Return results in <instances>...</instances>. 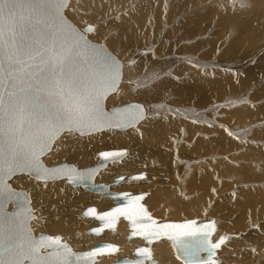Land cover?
<instances>
[{
	"label": "bare ground",
	"instance_id": "6f19581e",
	"mask_svg": "<svg viewBox=\"0 0 264 264\" xmlns=\"http://www.w3.org/2000/svg\"><path fill=\"white\" fill-rule=\"evenodd\" d=\"M74 1H77V2H74ZM147 1H148V8L142 6L138 14L142 12L143 20H140V19L139 20L142 21L141 23L142 25L147 24V28H149L151 24H153L155 27L156 25H158L156 28L152 26L154 29V32L152 33V36L154 37L152 38L155 39L156 34L158 32V28L161 27V25L164 23L163 17H165L166 15L168 16V18L170 17L169 18L170 21H173V17L175 19V18H178V17L180 18L181 16H183V18L176 25H174L171 29L169 28L170 30L167 31L168 35L170 36L168 40H170L172 37L175 38L176 36H178V30L180 29V27L184 26L189 21L190 12L188 11H190L192 8L190 6L182 7V4L187 5L190 3V1L188 0L187 1L182 0L183 2H175L174 0L172 1L156 0L152 2L150 0H147ZM116 4L118 3H116V1L114 0L110 2H107L106 0H69V7L67 8V10L65 9V14L74 24L79 25V27H84V25L90 22H85L83 25L80 26L79 20L82 18L84 14L88 13L89 11L93 12L95 16L89 20L94 21V23L91 22V24H93L92 26H93L94 32L92 34H89L88 38L89 39L98 38L99 40L102 39L104 42V45L109 50L112 51L114 50L115 47H117L120 44L118 40L116 39V36H112L109 34V25L107 21L104 22V16L109 11L106 5H116ZM165 4H168V5L170 4L168 12L164 10ZM221 4L222 3H220V1L218 0L216 4V10H215L217 14H220L221 12L220 6L224 5V4L222 5ZM226 4L229 6V10H232V12L235 15L234 17L228 18L227 20L228 23L232 24L231 26H228L226 23L227 25L226 29L221 28L219 32H216L214 31L213 28L216 25H218V23H216L217 21L216 18L214 19L213 17L206 26L198 29L197 34L191 37H182L181 36L182 34H180L178 38L175 39V41L177 40V43H179V41L181 42L180 43L181 45L180 44L179 46L176 45L178 46L177 48L178 51H176L175 53H179V55L177 54V56L179 57L180 54L183 55L184 53H187V54H184L183 57H186L187 59L192 60L191 62H194V63H190V62L185 63L186 62L185 61L184 64H182V62H179L180 59H178L177 57L174 58L175 60L178 59L176 61L174 59L172 60L171 58L167 62H164L161 60H155L158 66L157 70L152 69L155 66L154 63H148L146 70L143 71V68L145 67L147 61L149 60L148 58H146L145 55L144 56L135 55V53L133 52L134 49H130V54L127 57L121 58L120 56L122 55L119 56V54H117V57L122 61V64H123V67H122V79L123 80L121 79V82L118 85V92L109 94L107 98L105 99V108L108 109L111 106L119 105L124 100L128 102L129 98H134L136 96L140 97L139 99L144 100V101L140 100L138 102L142 103L145 106L146 114L144 118L140 122H138L139 124H137L136 126L139 125L137 129L141 128L139 129L141 131L144 125H150L149 131L145 132L142 136L139 135L138 138L122 136V135H125V133L130 132L129 128H128L129 132L119 133L116 131H124V130L105 129L107 131L82 135L85 137H80L81 135L77 133L76 134L78 136L77 135L75 136L74 133L61 134L60 138H57L54 141V143H56L55 149L54 150L50 149L51 151L49 150L50 152L46 153L42 157L43 162L48 166L61 163V162H67V163H74L78 167H85L84 165H86L85 162L87 160H84V159L91 157V154L93 153L92 157L89 159L90 163L91 162L92 163L89 165L96 163L98 161L97 152L101 150L103 146L118 147L121 145V146H125L124 148L126 149L127 148L130 149V146H133V147H139L140 150L142 151H149L150 154L146 156L143 154L137 153L136 156H133V159H130L132 155V149H130L131 153H129L130 151L127 149L126 155L123 156L121 159L108 162L106 166L103 169H101L99 173L95 176L94 181L109 184V188L114 191L126 190V191H130L131 193L146 192V196L144 197L143 202L146 204V206H148L147 208L150 211L151 215L160 219L161 217L157 214L158 212L157 211L153 212L152 207L148 204L151 203L152 206L155 208L165 207L164 204L161 203L162 198H158V194L160 193V191H164L165 188L170 187V185H166L169 183V179H170L169 175L171 172V165L169 163L170 161H168V157L170 155L168 151V145H169V148L173 145L179 147L173 153V159L175 160V163L173 164V168H174L173 171L175 172V181H177V186H179L180 188H182V183L185 182V178L188 179L190 176H193L194 172L198 168L204 165L218 164V162L215 163V161L211 159L206 160V161H200V162L195 161L193 163V157H194L193 155L205 153L203 152L204 151L203 146L196 145L194 149L189 150V151H194V152L199 151V152L193 153L191 157L190 153H186L188 151H184L185 150L184 142H186V140L183 141L182 143H179V138L175 136H174V140H170V136L174 133H177V132L179 133L180 128L182 129L184 127L185 128L187 127L188 131H193L196 128H198V130L199 129H203V130L211 129L207 124H200L198 122V119L205 118V116L198 113V111L197 113L190 112L191 108L187 107L186 104H191L197 108H202L203 106L209 104L211 102V99L217 102L218 97L216 96L221 95V98L219 99L224 98L223 102H221L223 104L221 103L219 104V106L223 105V107L225 108V109L223 108L224 110L222 109L221 111V113H223L225 116L221 118L223 121V125L221 127L213 126L214 130H217V132L219 133V137H220L218 144H217V149H214L216 151L221 152L222 143H223L222 145H224L225 147L230 146V147H233L234 149L240 146L241 142L248 145L251 143V141H248V140H252V139L257 140V141L264 140L263 138L257 137L258 132L260 131L259 128L261 127L260 124H264V114L262 113L263 116L260 115L259 117L256 115L251 117V111H250L251 107H249V104H248L250 103V99H251L249 97V95L251 94L249 93L251 91V88L249 91L248 89L244 90L245 88L244 89L237 88L238 84L240 83L239 81H241L243 78L244 79L241 82H243L244 86L250 80V85L252 84L251 85L252 88L255 87L253 86V84L255 83H252L251 80L254 82L255 80L253 79H258V78L261 79L262 77V76L259 77V74L264 71V65L262 64L264 63V53L259 56V60L260 59L263 60V62L261 63L262 65L259 64V66L256 65L254 67L252 66V67L247 68V71H245L247 75H243V78L241 77L242 75L239 73L238 75L240 76V78H242L241 80L238 78L239 76L236 74V71L238 70L237 66L239 67V65L248 64V62H246L248 60H245V62L242 60L241 63H236L238 61V57H240V60H241L242 59L241 56H243L245 52L247 54L253 52L252 49L254 48L253 44L255 42V38L251 36V31L254 29V26L256 27V25L254 24L255 23L254 19L257 16L262 14L261 17L264 20V6L261 5L260 8L253 9L252 12L250 13V12H247L246 9L244 8L241 9L236 4L235 0L227 1ZM232 4H234L235 6ZM186 11L188 12V14L184 15ZM186 18H187V21H185ZM156 20H158L159 22H157ZM259 23L261 24V22ZM164 26H165V23H164ZM130 28H132L134 31V27H130ZM228 28H231V32L236 31L237 36H235V38L231 40L228 46L226 45L224 47L225 45L224 43L226 41L225 37L228 33ZM210 29H213V32L210 33L209 32ZM133 31L128 30L127 34L133 37L134 36ZM163 33L164 32H162V34ZM186 33L188 34V31H186ZM182 40L186 42H183ZM175 41H172V42H175ZM190 41H192V43ZM263 43H264V40L261 43V46L263 45ZM174 45L172 44L171 46H174ZM247 47L251 48L250 52L247 51L246 49ZM206 48L207 50L200 54V52ZM217 49L221 51L219 54L220 55L219 58L223 59V60L219 59L220 63H218L217 62L218 60L216 59L217 65L226 67V69H221L220 67L218 68L217 67H212V68L202 67L200 69L199 68L200 65L206 66V65H203L204 63H206V61L202 59H205L204 57L210 56L212 53H215ZM193 50L194 52H192ZM219 51L217 52L219 53ZM196 53L198 56L200 54V56H202L203 58H201V60H200V57H198L199 59L197 60L193 58L196 56L194 55ZM228 55H233V57H226ZM243 57L245 58V56ZM179 58H182V57H179ZM196 61L200 62L201 64L199 63L196 64ZM176 64L178 65L175 66ZM234 66L237 69V70L235 69L236 71H233L232 69H230L231 70L230 72L229 69H228L229 71L227 70L228 67H234ZM176 69L179 70L178 75H182V76L183 74H185V71L187 70L193 69L195 71L194 72L195 75L190 74L192 77L189 79L188 78L190 76L189 75L184 81L183 85L185 86L183 88V95H180L181 99L176 97L174 90H172L170 87H164L165 88L164 91L163 89L158 87L160 85L162 86L163 84H165V82L174 84L175 80L183 81L184 79L178 78L176 74L177 73ZM168 70H170L173 76H176L177 78L176 77L174 78L168 75L165 76L166 75L165 72ZM213 70L215 71L214 75H212ZM160 75L161 76L163 75V77L160 79H157ZM156 79L158 80V82L154 81ZM261 80L264 81V76L262 77ZM263 85H264V82H263ZM262 92H264V90ZM167 93H172L173 96L175 97V101H177L182 106L172 107V106L167 105V103H165L164 105L162 103V106H160V103H157V102L161 101L165 95H168ZM194 97H197L196 101L193 99ZM156 99H158V101H154ZM129 101H136V100H129ZM153 102H156V104H151ZM147 104H149L151 107H149ZM214 106H213V109H215ZM162 107H164V109H175L178 112H176L177 114L174 113L171 115L168 113L167 110H162V111L160 110L159 112H157ZM257 107H253V109L254 108L257 109ZM150 108H152L153 112L151 111L152 113L148 117H146L148 113L150 112L149 111ZM256 109L252 111L261 110V108L258 110ZM203 111L207 112L208 110L207 111L203 110ZM210 114L212 115V112H210ZM134 127H130V128H134ZM113 130H116V131H113ZM180 131H183L184 133V129ZM248 132H251L250 136L248 135ZM105 133H113L115 135H119V134L120 135L111 137ZM244 133L247 134L248 137H245L247 138L245 140H241L242 138L240 139V137H242ZM66 136L69 137L68 138L69 141L62 145L61 143L64 141L63 139ZM230 138H232L233 140ZM86 139H90V140L84 144L83 141H85ZM121 146L119 148H122ZM257 149L262 150L261 142H259V144L257 145ZM243 151H240V155L242 156L237 154L238 151L234 152L231 155L233 157V161L227 162V163H229L232 166V168L234 167L241 168L242 166L246 165L245 166L246 169L242 173L240 172L236 173L240 175V177L237 178L238 181L242 180L241 182H244L246 181L244 179H247V180L249 179V181H251L250 180L251 178L258 179V176H259L258 174L261 171V169L264 167V163L262 162L264 161V157L263 158L261 157L256 160H253V158L247 159L248 155L247 153H245L247 155L246 156L247 158L243 156L244 154L242 153ZM154 154H160L162 156L159 161L160 165H158V161L154 159L155 157ZM71 156H77L79 160L75 159L74 161H72V159L69 158ZM238 156H240V158L245 157L246 159L243 158L244 159L243 160L241 158L243 160L241 161L237 158ZM236 158L239 161H236ZM117 161L122 162L120 166H114L118 163ZM220 161L222 162L223 159ZM238 162L240 163L238 164ZM150 164L151 166L158 165V167H150L149 166ZM110 166H112V168H110V172L106 173L105 170L108 169V167ZM223 167L225 168L224 164H223ZM258 168H260V170ZM140 172L144 173V176L142 177L143 179L130 177L131 175L135 173H140ZM215 173L216 171L214 172V174ZM218 173L220 176L218 175L216 177H218L219 179L214 177V174L210 176L206 174L200 175L202 183H204L205 181L209 183L213 182L216 186H219L218 189H214L211 191L210 197L208 198V200L212 198V201L207 202L208 206L200 204V200H197L198 198H194L191 202H188L186 204H180L179 202L181 201V199L178 198L173 192L174 194L171 193L168 195L170 196L171 202L173 203L172 209L174 213L177 216H181V215H187V216L181 219H167V218H164V219L165 220H183V219H189V218H197L200 221L214 219L215 224H216V230L214 231L212 235V239L215 240L220 235H225L226 237L221 248L216 251V255H215L216 263L215 264H237L233 261L234 259L229 258V256L232 253L234 254L238 253L237 255L239 256L243 255V259L241 260V262L246 261L248 262V264L249 263L262 264V262H260V258L258 254L264 251V239L262 241L260 238L257 237V235H260L261 233H263V231L261 232L252 231L249 233V237L252 239L255 249L244 251V249H242V245H239V247L233 246L236 240H235L234 235H232V233H236V231L233 229H232L233 232H229L230 229L227 231L226 225L223 223L222 216L219 215L218 217L217 215H214L216 213V205L222 204L225 201L226 197L228 196L230 197L231 195H233L235 198L238 197L237 195H239V192L243 193L245 190L250 189V184L249 186H246V185L241 186L240 184L230 186V184L227 181L222 179V176H224V173H220V172ZM118 175H124V178L121 181L114 183L113 179L114 177ZM27 177H29L30 179ZM63 179L64 178L52 179L48 181H41V180H36L27 174H17L10 179V183L15 188H21V189L26 190L28 194L30 192L32 197H34V194L37 195L38 203H39V200L49 197L48 195H45V193L50 194L52 191L53 195L55 196L59 195L60 192L63 191L66 187V185L63 184V182L65 184H68L66 180L64 179L65 180L64 181ZM156 179H158L161 184L155 183L153 181ZM33 180L36 182H40V183L48 182V184H42V185H47V187H50V188L36 189V185L33 183L34 182ZM259 180L261 181V183H259L260 182ZM259 180H258L259 182L257 181L259 184L264 183L263 180L261 179ZM51 182H58V183H51ZM68 187L75 188V189H72L73 191H71L68 194L67 203L69 205L85 202L87 204L89 203V205L87 206H90V205L94 206L97 209V211H104L112 207L115 204L112 196H104L100 192L96 193V192L90 191L81 186L69 185ZM84 189L88 190V192L94 193V195L88 194V192L85 191ZM223 189H227V193H222ZM131 190H134V191H131ZM191 190L193 189H187V192H191ZM219 191H221L222 193L221 195H225V196H223V198H220V199L218 198L216 200V196L217 197L218 195L220 196V194H218ZM98 194H101L102 196L99 195L100 197H98ZM214 197H215V201L213 200ZM238 198L241 199V203L243 204L244 200L241 198V196H239ZM33 199L31 198L30 200H33ZM250 199H247L245 203H249ZM253 200H257V199H253ZM211 204H214V205H211ZM87 206L80 208L76 213H72L71 216L77 218L78 215H80L81 217L90 218L91 219L90 221H88L89 219L85 221H88L90 223L91 225L90 227L96 226L98 224V221L96 219L92 217H87L82 214V211ZM258 206L259 205H257V207ZM259 207L260 208H254V210H252L251 220H255V224H258V226H263L261 223H259L260 220L261 222L264 220L263 207L262 206H259ZM11 208H12V205L10 203L9 209ZM255 209H257V211H255ZM36 215H37V219L31 221V228L35 235L41 232L48 233L42 229H46L50 227L52 228L56 226L58 219L65 218L68 214H65V213L56 214L52 212L50 214L49 213L45 214V217H44L42 214H40L39 211H36ZM122 219H123L122 217L119 218L115 229L113 230L105 229L99 235H94V234L89 233L88 229L90 227L83 228V226L72 224L70 225L68 229L70 239L64 234L63 240H65L66 242L69 241L70 242V243L68 242L69 245L72 247V249L76 251H82V250H77V249L79 247H84L86 245L84 241L85 238L90 239L91 246H93L95 243L103 242V241H107V242L118 245V251L116 253H113L115 255L105 254V255L99 256L97 258V263L99 261L98 264H112L114 261H116L117 259L121 257L134 258L135 257L134 249L138 247L139 245L145 244V241L140 237L128 238L127 235L130 229L128 227L127 221L124 219L122 220ZM164 219H160V220H164ZM85 224H88V223L85 222ZM243 226L244 224H241L239 227H243ZM55 234H51V235H55ZM85 234L90 235V236H87ZM88 248L86 247L83 250H86ZM151 250H152V257L156 261L154 264H185L181 259H179L176 256L174 246L172 242L167 238H161L153 242L151 244ZM144 264H149V263L146 261Z\"/></svg>",
	"mask_w": 264,
	"mask_h": 264
},
{
	"label": "snow or ice",
	"instance_id": "6c2138e0",
	"mask_svg": "<svg viewBox=\"0 0 264 264\" xmlns=\"http://www.w3.org/2000/svg\"><path fill=\"white\" fill-rule=\"evenodd\" d=\"M68 7L69 0H0V264H77L85 259L95 264L94 258L103 254L102 249L73 253L59 236L33 238L28 226L30 210L27 216L6 215L5 201L20 195L8 179L18 172L33 171L41 181L67 178L70 183L89 182L94 169L49 168L41 157L61 134L82 136L110 128L134 127L144 111L141 104L130 105L128 112L105 111L102 102L106 96L118 92L121 63L103 46L97 47L88 39L92 27L80 30L66 19ZM239 7H245L243 0ZM125 155V151L99 153L106 161ZM113 213L127 218L133 234L146 240L168 229L186 230L169 235L171 240L195 234L188 224L157 225L146 213L140 216L120 208ZM113 213L98 218L104 220ZM208 235L204 232L197 241L182 243L183 255L193 258L207 252L209 257L203 264H215L212 257L224 237L212 243ZM105 247L109 253L117 251L111 244ZM137 255L144 259L134 264L153 259L150 248L137 249ZM73 256L76 261L70 259Z\"/></svg>",
	"mask_w": 264,
	"mask_h": 264
},
{
	"label": "rangeland",
	"instance_id": "374dc122",
	"mask_svg": "<svg viewBox=\"0 0 264 264\" xmlns=\"http://www.w3.org/2000/svg\"><path fill=\"white\" fill-rule=\"evenodd\" d=\"M106 1L110 2V1H113V0H106ZM114 1H116V3H118V4H116V5H106L109 11L104 16V22L107 21V23L109 25V34L112 35V36H116V39L118 40V42L120 44L117 47H115L114 50H112V52L114 54H116V56H117V54H119V56L122 55V56H120L121 58L127 57L130 54V49H134L133 52L137 56H144L145 55L146 58H148L149 60L147 61L145 67L143 68V71L146 70L148 63H154L155 66L152 69L157 70L158 66H157V62H155V60H161V61L167 62L170 58L173 60L174 58L177 57L178 59L181 60V61L179 60V62H182V64H184L185 61H186L185 63L191 62L192 60L187 59L186 57H183L184 54H187V53H184L183 55L180 54L179 57H182V58H179L177 56V54L179 55V53H175V52L178 51L177 48H178V46H179V44L181 42L179 41V43H177V40L175 41V39H177L180 34H182L181 35L182 37H191V36L197 34L198 33V29L201 28V27L206 26L211 21V19L213 17H214V19L216 18V20H217L216 23H218V25H216L214 28L213 27L212 28L214 29V31L219 32L221 28L222 29L223 28L226 29L227 25L231 26L232 24L228 23L227 20H228V18H232V17L235 16L234 13L232 12V10H229V6L226 4L227 1H233V0H219L220 3L224 4L223 6H220V9H221L220 14H217L215 12L216 4H217L218 0H188V1H190V3L187 4V5L182 4V7H185V6L192 7L191 10L188 11V12H190V19L184 26L180 27V29L178 30V36H176L175 38L172 37L170 40H168V38H170V36L168 35L167 31H169L174 25H176L183 18V16H181L180 18L179 17L175 18V19L173 17V21H170V19H169L170 17L168 18V16L166 15L167 16V17L165 16L166 18L163 17L165 26H164V23H163L161 25V27L158 28V32H157L156 37L154 39V38H152V37H154V36H152V33L154 32L153 27H155V26L153 24H151V26L149 28H147V24L142 25L141 24L142 21H140V20H143L142 12L140 14H138V12L142 8V6L148 8V1L147 0H114ZM150 1L152 2V1H156V0H150ZM168 1H172V0H168ZM174 1L175 2H183L182 0H174ZM74 2H77V1H74ZM235 2L239 6L241 0H235ZM243 2L245 4L244 9H246V11L250 12V13L252 12L253 9L260 8L261 5L264 6V0L263 1L262 0H243ZM232 5H234V4H232ZM164 6H165L164 10L168 12L170 4L169 5L165 4ZM188 12L186 11L184 13V15H187ZM94 16L95 15L91 11H89L86 14H84L82 16V18L79 20L80 21V26L83 25L85 22H90L88 24H91V22L94 23V21L89 20V19L93 18ZM261 16H262V14L257 16L254 19V22H255L254 24L256 25V27L254 26V29L252 31L250 30L251 31V36L255 38V42L253 44L254 48L252 47L253 48L252 49L253 52L252 53H248V54L245 52L243 56H245L246 59L243 56H241L242 59L240 60V57H238V61L236 62V63H241L242 60L244 62H245V60H248V61H246V62H248V64L247 65H239V67L237 66L238 70L236 69L235 66L227 68V70L228 69L229 70L232 69L233 71L237 70L236 74L238 75L240 73L242 75L241 76L242 78H243V75H247V73L245 72V71H247V68L252 67V66L254 67L256 65L259 66V64L260 65H262V64L264 65V63H262L263 60H261V59H260L261 61L259 60V56L264 53V43L261 46V43L264 40V20L262 19ZM66 17L68 18V16H66ZM156 21L159 22L158 20H156ZM185 21H187V18H186ZM259 22H261V24ZM226 23H227V25H226ZM91 25H93V24H91ZM76 26L78 28H82V27H79V25H76ZM157 26L158 25H156V27ZM130 27H134V31ZM213 29H210L209 32L210 33L213 32ZM128 30H131V31L134 32V36L133 37L131 35L127 34ZM186 31H188V34L186 33ZM93 32H94V30H93ZM162 32H164V33L162 34ZM165 33H167V34H165ZM165 36H167V37H165ZM235 36H237V32L236 31L231 32V28H228V33H227V35L225 37L226 41L224 43L225 44L224 47L226 45L228 46L229 43L231 42V40L235 38ZM90 40L97 41V42H102L104 44L102 39L99 40L98 38H95V39L93 38V39H90ZM164 41H166V42H164ZM172 41H175V42H172ZM183 42H186V41H183ZM190 42L192 43V41H190ZM172 44L173 45L175 44V45L171 46ZM176 45H178V46H176ZM246 49H247L248 52L251 51L250 47H247ZM206 50H207V48L203 49L200 52V54L202 52L206 51ZM146 51H148V52H146ZM217 51H219V50L217 49ZM192 52H194V50ZM216 52L212 53L210 56L204 57L205 59H202V60L206 61V63H204L203 65H206V66H201L200 65L199 68L201 69L202 67L203 68H210V67L211 68L212 67H217L218 68V67H220L221 69H226V67H222V66H218L217 65V62L220 63L219 59H222V58H219L220 57L219 54H220L221 51H219V53L218 52L216 53ZM190 54H192V53H190ZM200 54H199V56L197 55V53L194 54L196 56L193 57V58H195L197 60V59H199L198 57H200V60H201V58H203V57L200 56ZM226 57H233V55H228ZM138 58H140V57H138ZM178 59H176V60H178ZM216 59L218 60L217 62H216ZM212 62H214L215 64L212 63ZM198 63L201 64L200 62L196 61V64H198ZM177 65L178 64H176L175 66H177ZM239 68H240L241 71L239 70ZM168 71L165 72L166 75L165 74H163V75L172 76L174 78L176 77V76H173V74H172V72H170V70H168ZM124 72H125V70H124ZM194 72L195 71L193 69L192 70L190 69V70L185 71V74H183V76H182V75H178L179 74V70H177V73L176 72L175 73L177 74L179 79H184L183 81H176L175 80L174 84L165 82V84H163L162 86L160 85L158 87L163 89V91L165 90L164 87H170L172 90H174L176 97L181 99L180 95H183V88L185 86V85H183V83H184V81L186 80V78L190 74L191 75H195ZM230 72H231V70H230ZM214 74H215V71L213 70L212 71V75H214ZM163 75L162 76L160 75L157 79L162 78ZM191 75L188 77L189 79L192 77ZM261 76L262 77L264 76V71L259 74V77H261ZM262 77H261V79H262ZM238 78L240 80L242 79V78H240V76ZM157 79L154 80V81L158 82ZM243 79L241 81H243ZM258 79H253V80H255L254 82L251 80L252 83H255V84H253V86H255L253 88L251 86L252 84L250 85V80L248 81V83L245 84V86H244L243 82L239 81L240 83L239 82L238 83L240 85L238 84V87H237V88H242V89L245 88L244 90L248 89V91L251 88V91L249 92L251 94L250 95L248 94L249 97L252 99V100L250 99V103H248L249 107H251V110H250L251 111V117L254 116V115L259 117L260 115L263 116V114H264V92H262L264 90V85H263L264 81L261 80L260 78H258ZM237 81H238V79H237ZM257 82H258V84H257ZM241 84H243V85H241ZM167 94L168 95H165L164 98H162L161 101H158V99H156L154 101H158L157 103H160V106H162V103H163V105L165 103H167V105L172 106V107L182 106L177 101H175V97L173 96L172 93H167ZM216 97H218V99L216 98L217 102L215 100L211 99V102L209 104L203 106L202 108H197L194 105L186 104L187 107L191 108L190 112L197 113V111H198V113H200L203 116H205V118L198 119V122L200 124H207L211 129H204V130L203 129H199L198 130V128H196L195 129L196 131L195 130L188 131L187 127L186 128L184 127L182 129L180 128V130L184 129V133H183V131L179 130V133L177 132V133H174V134H172L170 136V140H174V136L179 138V143H182L183 141L186 140V142H184V147H185L184 151H188L186 153H190L191 157H192L193 153L199 152V151H195L194 152V151H189V150L194 149L196 147V145L203 146V149H204L203 152H205V153L204 154L193 155L194 156L193 157V163L195 161H199L200 162V161H206V160H210L211 159V160H214L215 163L218 162V164H216V165H204V166L198 168L194 172L193 176H190L188 179L185 178V182L182 183V188H180L179 186H177V181H175V172L173 171V169H174L173 168V164L175 163V160L173 159V153L179 147L173 145V146H171L169 148V145H168V151H169V154H170L169 157H168V161H170L169 163L171 165V172H170V175H169V178H170L169 179V183L166 184V185H170V187L165 188L164 191H160V193L158 194V198H162L161 199V203L164 204L165 207L164 208H162V207L161 208H155V207L152 206L151 203H149L148 205H150L152 207L153 212L154 211L158 212L157 214L161 217L160 219H164V218H167V219H181V218L186 217L187 215L177 216L174 213V211L172 209L173 203L171 202L170 196L168 194H171V193L174 194L175 193V195L178 198L181 199V201L179 202L180 204H186L188 202H191L194 198H198L197 200H200V204L208 206L207 202L212 201V198L208 200V198L210 197L211 191L214 190V189H218L219 188V186H216L213 182L209 183V182L205 181L204 183H202L201 182V178H200L201 174H206V175L210 176V175L214 174V172L216 171V173L214 174V177H216V176L219 175L218 172L224 173V176H222V179L227 181L230 184V186L231 185H236V184H240L241 186L242 185L249 186V184H250V189L245 190L243 193L239 192V195H237L238 197L241 196V198L244 200L243 204L241 203V199H239L238 197L235 198L233 195H231L232 197L228 196V197H226L225 201L222 204L216 205V213L214 214V215H217L218 217H219V215L222 216L223 223L226 225V230L227 231L229 229H230L229 232H233V230L236 231V233H232V235H234L235 240H236V242H234L233 246H238L239 247V245H242V249H244V251H249V250L255 249L254 243H253L252 239L249 237V233L250 232H252V231H254V232L263 231V233H261L260 235H257V237L260 238L262 241L264 239V220L262 222L260 220V222H259L263 226H258V224H255V220H251V213H252V210H254V208H260L259 206H262L263 207V212H264V203H263L264 202V183L259 184V183H261V181L259 179L264 181V167L259 172L258 179L251 178L250 179L251 181H249V179L248 180L244 179L246 181L243 180L244 182H241L242 180L241 181L237 180V178H239L240 175L236 174V173L237 172L242 173L246 169L245 168L246 165L242 166L241 168H236V167L232 168V166L229 163H227V162L233 161V157L231 155L234 152L238 151L237 154L240 155V151H243V150H244L242 152V153H244L243 156L246 157L248 155L247 156L248 158L246 157L247 159L253 158V160H256V159H259L261 157L263 158L264 157V140H262V141H257V140H254V139L248 140V141H251V143L249 142L251 145L250 144L246 145L245 143L241 142L240 146H238L237 148H234V149H233V147H230V146L225 147L224 145H222L223 144L222 143L221 144V146H222L221 152L214 150V149H217V144H218V141H219L220 137H219V133L217 132V130H214L213 126L221 127L223 125V121H222L221 118L225 117L224 114L221 113L222 109L224 108L223 105L219 106V104L221 102H223L224 98L223 99H219V98H221V95L216 96ZM139 98L140 97L136 96L134 98H129V100L140 101L141 99H139ZM196 98L197 97H194L193 99L196 101ZM219 100H220V102H219ZM141 101H144V100H141ZM123 102H126V100H124ZM149 104H147V105L149 107H151ZM151 104H156V102H153ZM221 104H223V103H221ZM213 106H214L215 109H213ZM257 106H259V107H257ZM253 107H257V109L256 108L253 109ZM260 108H261V110H258ZM209 109H210V111H209ZM255 109L258 110V111H252V110H255ZM160 110L161 111L162 110H167L170 115L174 114V113L177 114L176 112H178L175 109H164V107L160 108L157 112H159ZM199 110H200V112H199ZM203 110H206V111L208 110V111L204 112ZM216 110H218V111H216ZM149 111L150 112L148 113V115L146 117H148L153 112L152 108H150ZM210 112H212V115L210 114ZM218 112L221 113V114H219ZM206 114H207V116H206ZM260 125H261V127L259 128L260 131L258 132L257 137L264 139V124H260ZM138 126H136L134 128H129L130 132L128 131V129L124 130V131H116V130H113V131H116V132H119V133L129 132V133H125V135H122V136H128V137H131V138H138L139 135L142 136L145 132L150 130V125H144L143 129L141 131L139 130L141 128L137 129ZM226 128H227V126H226ZM104 131H107V130H104ZM250 133L251 132H248L249 136H250ZM74 134H75V136L77 135L76 133H74ZM105 134H108V136H111V137L120 135V134L119 135H115L113 133H105ZM244 134L242 135V137H240V139L242 138L241 140L247 139V138H245V137H248L247 134H245V135ZM176 135H178V136H176ZM103 136H105V135H103ZM80 137H85V136H80ZM68 138L69 137H67V136L64 137V139H63L64 141L61 144L63 145L65 143H67L69 141ZM230 139H232V138H230ZM89 140L90 139H86L85 141H83V143L85 144ZM254 142H256V143H254ZM259 142H261V144H262V150L257 149V145L259 144ZM55 144L56 143L53 144L51 150L55 149V147H56ZM252 144H254V145H252ZM120 146H118V147L103 146L101 149L119 148ZM245 146H247V147H245ZM121 147H125V146H121ZM127 149L130 151L129 153H131L130 149H132V155H131L130 159H133V156H136L137 153L143 154L145 156L150 154L149 151H142V150H140L139 147L130 146V149L129 148H127ZM245 153H247V155ZM92 154H91V157H92ZM154 156H155L154 159H156L158 161V165H160L159 161H160L162 156L160 154H154ZM240 156H242V155H240ZM240 156L237 157L239 160L243 161L244 159H246L245 157H241L242 159L244 158L242 160L240 158ZM91 157H88V158L84 159V160H87L85 162L86 165H89V164L92 163V162L90 163V161H89V159ZM69 158H71L72 161H74L75 159L79 160L77 158V156H71ZM237 158H236V161H239ZM222 159H223V161L221 162L220 160H222ZM117 162L118 163L116 165H114V166H120L121 163H122V162H119V161H117ZM240 162H238V164ZM262 162L264 163V161H262ZM223 164L225 165V168L223 167ZM86 165H84V166H86ZM158 165L157 166H151V164H150L149 166L150 167H158ZM110 168H112V166L108 167V169L105 170L106 173L110 172ZM258 169L260 170V168H258ZM231 172H233V173H231ZM243 174H245V173H243ZM27 178H29V177H27ZM216 178L219 179L218 177H216ZM141 181H143V180H141ZM153 181L155 183L161 184L158 179L153 180ZM248 181H249V183H248ZM162 182H164V181H162ZM33 183L36 185V189H39V188H50V187H47V185H42V184H48V182L40 183V182L34 181ZM51 183H58V182H51ZM242 183H244V184H242ZM63 184L66 185V187H65V189L63 191L60 192L59 195H57V196L53 195L52 191H51L50 194H46L45 193V195H48L49 197L47 196L48 198L39 200V203H38V198H37L38 196L37 195L34 194V197H32L30 192H29V194H30V197L32 199L34 198L33 200H31V206L34 209L33 211H34V214H35V217H34L33 220L37 219L36 211H39L40 214H42L44 217H45V214H48V213L50 214L52 212H54L56 214H62V213L68 214L65 218H59L57 223H56V226H54L52 228L50 227V228L42 229V230L48 232L49 234H55V233H57L59 235L62 234L61 235L62 238H63V235L65 234L70 239V236H69V233H68V231H69L68 229H69L70 225L75 224V225H78V226H83V228H85V227L88 228V227L91 226L90 223L88 222V221L91 220L90 218L81 217L80 215H78L77 218L71 216L72 213H76L80 208L89 205V203L87 204L85 202H82V203H76V204H73V205H69L67 203L68 194L71 191H73L72 189H75V188L68 187L69 185L65 184L64 182H63ZM197 186H199V187H197ZM187 189H193V190H191V192H187ZM85 191L88 192V190H85ZM131 191H134V190H131ZM145 191H147V190H145ZM250 191H252V192H250ZM147 193H149V192H147ZM222 193H227V189H223ZM222 193H221V191H219L218 194H220V196L219 195H218V197L216 196V200L218 198L220 199V198H223V196H225V195H221ZM88 194H93L94 195V193H92V192H88ZM99 195H101V194H98V197H100ZM250 195H252V196H250ZM254 195H256V196H254ZM249 197L251 199L253 198V199H257V200H253V199L251 200ZM169 199H170V201H169ZM247 199H250L249 203H245V201ZM213 200L215 201V197L213 198ZM36 201H37V203H36ZM251 201H252V203H251ZM34 204H35V206H34ZM260 204H262V205H260ZM211 205H214V204H211ZM257 205H259V206L257 207ZM255 211H257V209H255ZM85 220H88V221H85ZM85 222L88 223V224H85ZM220 223H221V221H220ZM241 224H244V226L243 227H239ZM85 235H87V234H85ZM87 236H90V235H87ZM133 239H135V238H133ZM84 241H85L86 245L84 247H79L77 250H83L84 248H86V247L88 248V247L91 246V241H90L89 238H85ZM237 254L238 253H235V254L232 253L229 256V258L230 259H234L233 261L235 263H237V264H248V262H246V261H242L241 262V260L243 259V255L239 256ZM113 255H115V254H113ZM258 256L260 258V262H262V264H264V251L262 253L258 254ZM98 263H99V261H98ZM249 264H253V263H249Z\"/></svg>",
	"mask_w": 264,
	"mask_h": 264
},
{
	"label": "water",
	"instance_id": "95a60500",
	"mask_svg": "<svg viewBox=\"0 0 264 264\" xmlns=\"http://www.w3.org/2000/svg\"><path fill=\"white\" fill-rule=\"evenodd\" d=\"M65 17H66V15H65ZM66 19L71 24L76 26L70 19H68L67 17H66ZM86 26L93 28V26L91 24H86L82 28H78L77 26L76 27L78 29H80V30H83ZM92 42L95 43L97 47L103 46L111 55L115 56L120 61L121 69H122V67H123L122 61L111 50H109L102 42H97V41H92ZM107 96H106V98H107ZM102 103H103L105 111L110 113V114L111 113H116V112H128V111H131V109L129 107L130 105H135V104L143 105L142 103H140L138 101H128V102L121 103L119 105L111 106V107H109L107 109V108H105V100ZM145 114H146V109H145V106H144V111L142 113H140V118L137 120L135 126L138 124V122H140L144 118ZM128 128H130V127L126 126L123 130L128 129ZM110 129H116V128H110ZM116 130H121V129H116ZM86 134H89V133H86ZM86 134H84V135H86ZM53 143H54V141L50 145V149H51ZM105 151H112V152L125 151L127 153V149L124 148V147H122V148H111V149H101V150H99L97 152L98 161L96 163L92 164V165H88V166H85V167H78L74 163H67V162H61V163H57V164H53V165L48 166V165H46L43 162V160H42L43 156L41 157V160H42V163L46 167H49V168H65V167L72 166V167H75L78 170L94 169L95 171L93 173V178L89 182L70 183L67 180V178H64V179L71 186H81V187H84V188H86V189H88L90 191L96 192V193L100 192L104 196H112L113 197L115 204L112 207H110V208H108V209H106L104 211H97V209L94 206H92V205L87 206L82 211L83 215H85L87 217H92V218H94V219H96L98 221V224L96 226L90 227L88 229L89 233L94 234V235H99L105 229L113 230V229L116 228V224H117V221L119 220V218L122 217L124 220L127 221L128 227L130 229L127 237L128 238L140 237V238H142L145 241V244L139 245L138 247H136L134 249V253H135V257L134 258L121 257V258L117 259L116 261H114L112 264H134L135 261H139V260L144 259L143 257L137 255V249H139V248H150L151 249V244L153 242H155V241H157V240H159L161 238L169 239L168 238L169 235H176L180 231H186L185 229H168V230L161 231L160 235H158V236L157 235H152L146 240V239H144L143 236L134 235L133 234V231H134L133 227H132L130 221L127 218H125L123 215H118V214L113 213V210L117 209V208L128 210L130 214L138 213L140 216H143L146 213L147 216L152 217V219L154 221H156L157 225H161V224L185 225V224H188L189 225V230H192V231L195 232L194 235H191V236L181 235L176 240L169 239L172 242L173 246H174L176 256L179 259H181L185 264H203V262L208 259L209 253L200 252L197 257L186 258L183 255V251L181 249V244L182 243L183 244H188V243H192L194 241H197L204 234V232H207L209 234L208 235V239L212 243H215V242L219 241V239L221 237H224V241H225V238H226L225 235H220L215 240L212 239V235H213L214 231L216 230V224H215L214 219L203 220V221H200L197 218H189V219H183V220H160L159 218L154 217V216L151 215V213L148 210L146 204L143 202L144 197L146 196V192L131 193L130 191H126V190L114 191V190L109 188V184H106V183H103V182H95L94 178L99 173V171L101 169H103L108 162L114 161V160H111V159L106 161V160H104L103 158H101L99 156V153L105 152ZM48 152L49 151H47L46 153H48ZM121 158H119V159H121ZM119 159H117V160H119ZM17 174H27V175H30L31 177H33L34 179L38 180L37 176H36V173L33 172V171L18 172ZM143 176H144V173L140 172V173H135V174L131 175L130 177L131 178H142ZM123 178H124V175H118V176L114 177L113 182L114 183L119 182ZM56 179H60V178H56ZM8 183L11 186V188L14 191H16L17 193H19L20 195L15 200H6L5 201V207H4L5 214L7 215L9 213H19V214H23V215L27 216V215H29V210H30L31 218L28 220V226L31 228V221L34 219L35 214H34L32 206H31V200H30V196H29L28 192L26 190H24V189L13 187L11 185V183H10V179H8ZM137 198H139V199H137ZM10 203L12 205L11 209H9V204ZM130 205H131V207H130ZM89 209H94L95 212H89L88 211ZM141 209H142V211H141ZM105 213H113V215L112 216H105L104 220H100L98 217L104 215ZM147 223H150V222H147ZM108 225H111V228H109ZM96 229H101V230L99 231V233H97L95 231ZM196 230H199V231H196ZM32 236L35 239H39L41 236H59L61 238V243L67 244L68 247L72 249V247L69 245V243L66 242L65 240H63L62 236L59 235V234L51 235V234H48V233L41 232V233H38L37 235H35L34 232L32 231ZM149 241H151V243H149ZM109 244L115 246L117 251H118V245H116L114 243L107 242V241L95 243L93 246L89 247L86 250L76 251V250L72 249V251H73V253H76V254H83V253H86L88 251H92V250H95V249H102L103 250V254H99L98 253L96 255V257L94 258L95 259V264H98L97 263V258L99 256L105 255V254H113V253H109L108 249L105 247L106 245H109ZM217 250H215V252ZM49 251H52V249H49ZM116 252H114V253H116ZM70 259H73L74 261L77 260L76 256H73ZM212 259L216 263L215 256L212 257ZM146 261L147 260L145 259L144 263ZM147 262L149 264H154L156 261L153 258L152 261H147ZM77 264H91V262L87 261L85 259V260H78Z\"/></svg>",
	"mask_w": 264,
	"mask_h": 264
}]
</instances>
